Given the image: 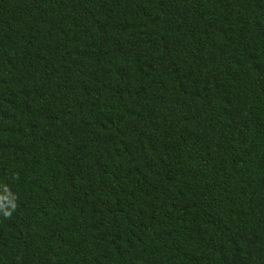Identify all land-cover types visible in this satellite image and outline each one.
I'll use <instances>...</instances> for the list:
<instances>
[{"label": "trees", "instance_id": "1", "mask_svg": "<svg viewBox=\"0 0 264 264\" xmlns=\"http://www.w3.org/2000/svg\"><path fill=\"white\" fill-rule=\"evenodd\" d=\"M0 264H264V0H0Z\"/></svg>", "mask_w": 264, "mask_h": 264}]
</instances>
